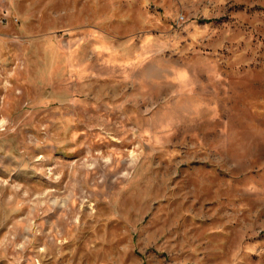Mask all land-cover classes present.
<instances>
[{"label": "rangeland", "instance_id": "1", "mask_svg": "<svg viewBox=\"0 0 264 264\" xmlns=\"http://www.w3.org/2000/svg\"><path fill=\"white\" fill-rule=\"evenodd\" d=\"M0 264H264V0H0Z\"/></svg>", "mask_w": 264, "mask_h": 264}]
</instances>
